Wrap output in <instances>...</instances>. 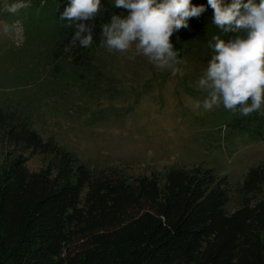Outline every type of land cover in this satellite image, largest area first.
Segmentation results:
<instances>
[{"label":"trees","instance_id":"trees-1","mask_svg":"<svg viewBox=\"0 0 264 264\" xmlns=\"http://www.w3.org/2000/svg\"><path fill=\"white\" fill-rule=\"evenodd\" d=\"M66 3L53 0L50 11L40 14L56 35L46 54L56 73L88 67L91 48L102 40L101 24L126 14L102 0L93 45L66 53L73 32L59 19ZM211 17L207 7L188 19V29L173 33L179 55L187 52L185 41L213 25ZM30 103L0 106V264H264V196L250 199L264 185V162L248 169L240 188L244 201L228 212L227 180L213 168L200 163L161 175H129L119 167H91L40 134ZM221 127L227 142L264 140V115L231 111ZM27 151L53 153L54 163L31 171Z\"/></svg>","mask_w":264,"mask_h":264},{"label":"rangeland","instance_id":"rangeland-1","mask_svg":"<svg viewBox=\"0 0 264 264\" xmlns=\"http://www.w3.org/2000/svg\"><path fill=\"white\" fill-rule=\"evenodd\" d=\"M52 5L53 0H0V106L29 98L33 126L40 134L94 168L161 175L174 166L202 163L227 180L226 211L240 206L248 169L264 162V140L227 142L221 126L231 111L223 106L192 108L203 99L204 91L196 85L211 55L208 41L219 29L212 25L184 42L187 52L179 55L184 63L175 75L145 57L129 59L133 49L109 52L103 37L91 48L88 67L66 66L56 73L51 71L54 62L48 65L46 58L56 35L40 15ZM4 147L0 132V164ZM54 156L27 151L25 164L39 171L52 165ZM262 196L264 185L251 202Z\"/></svg>","mask_w":264,"mask_h":264},{"label":"clouds","instance_id":"clouds-1","mask_svg":"<svg viewBox=\"0 0 264 264\" xmlns=\"http://www.w3.org/2000/svg\"><path fill=\"white\" fill-rule=\"evenodd\" d=\"M112 4L126 14H112L101 24L107 50L133 49L129 59L145 57L157 68H171L173 75L184 61L170 37L188 29V19L210 7L211 23L220 34L208 41L211 55L196 85L204 96L192 108L211 111L223 106L245 117L264 115V0H206V5L192 0H112ZM102 9V0H67L59 16L73 29L66 53L93 45V22ZM227 34L233 35L222 38Z\"/></svg>","mask_w":264,"mask_h":264}]
</instances>
